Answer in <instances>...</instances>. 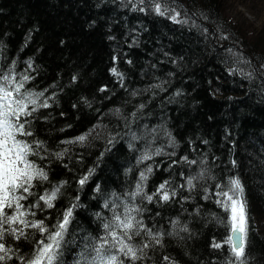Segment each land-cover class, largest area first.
Instances as JSON below:
<instances>
[{
  "label": "trees",
  "instance_id": "obj_1",
  "mask_svg": "<svg viewBox=\"0 0 264 264\" xmlns=\"http://www.w3.org/2000/svg\"><path fill=\"white\" fill-rule=\"evenodd\" d=\"M159 2L186 22L158 15L153 0H0V73L27 75L22 92H43L39 102L49 105L22 118L32 135L18 139L43 142L29 160L48 174L33 181L34 195L22 203L35 204L64 182L55 207L40 201L28 219L51 228L79 205L61 264H77L85 239L102 237L103 224L126 207L138 208L136 219L162 235L157 244L144 230L133 234L134 247H149L136 261L121 254L124 264H228V246L212 247L230 234L216 193L238 177L248 215L246 264H264V26L234 23L227 0ZM84 134L83 143H65ZM202 171L189 189L188 179ZM165 181L167 201L157 193ZM138 183L143 192L133 200ZM26 232L27 239L4 238L25 258L42 238Z\"/></svg>",
  "mask_w": 264,
  "mask_h": 264
},
{
  "label": "snow or ice",
  "instance_id": "obj_2",
  "mask_svg": "<svg viewBox=\"0 0 264 264\" xmlns=\"http://www.w3.org/2000/svg\"><path fill=\"white\" fill-rule=\"evenodd\" d=\"M139 2L142 4L143 0H139ZM153 3L154 11L158 15H167L176 23L186 22L177 19L180 15L179 12L162 7L159 0H153ZM140 10L143 11V9ZM172 12L174 14L169 15ZM112 72L116 73V69L113 68ZM248 75L251 78V74ZM28 79L27 75H23L20 80H17L13 68H10L7 74L0 73V264L13 259L14 256L20 261V264H61L62 248L65 244V236L68 233V226L72 222L73 209L79 205L72 204L65 209L61 218L51 228L43 220L28 219L29 216L35 217V212L32 209L39 208L40 201H43L47 208L55 207L54 201L57 199L64 183L62 182L54 187L52 191H46L43 195H40L35 204L26 207L22 203L29 196L34 195L31 191L33 181L48 180L47 172L29 160L30 155L37 154L36 149L42 147L43 142L34 141V149L33 144L18 139L19 136L32 135L25 127L26 124H29V121L27 119L22 120V118L31 116L38 108L49 106L46 100L39 102V98L44 95L43 92H22L24 83ZM87 137L88 134H84L74 141H66L65 143H83L87 140ZM65 152L66 150L55 155L61 158ZM157 154L159 153L157 152ZM141 159H150V156L145 154ZM190 163H195V161ZM93 171L94 169L89 170L88 174L83 176L78 183L83 186ZM148 172H151V168L148 169ZM203 177L204 173L202 171L198 177L189 178L187 181L189 189L195 187L193 180L203 179ZM140 179L144 181L147 177L144 173H141ZM167 183L165 181L157 189V193H162L161 199L164 201L171 198L169 192L165 190ZM97 190L99 189L97 188ZM142 192V184L138 183L135 191L130 193V196L134 200ZM175 195L176 193L173 191L171 196ZM216 196L219 197L216 202L229 213L230 234L222 243L214 242L212 247L220 249L227 245L232 258L228 261V264H246L248 215L246 201L243 198V184L238 177H233L229 180L227 191L220 190L216 193ZM152 198V196H147L149 201ZM204 198L207 199L208 196L206 195ZM105 207H108L107 203ZM138 211V208L126 207L123 217L120 214H114L111 223L103 224L105 233L102 237L99 239L86 238L77 264H124L121 254L131 261L141 259L143 250L149 245L144 244L141 248H136L130 243L132 235H139L140 230L146 231L155 243H161L160 235L162 234L154 235L151 229H147L142 221L137 220L135 215L132 214ZM30 228L36 229L42 238L36 241L32 254L25 258L6 246L4 238L6 235H10L16 240L27 239L26 229ZM163 259L169 261L167 256Z\"/></svg>",
  "mask_w": 264,
  "mask_h": 264
},
{
  "label": "rangeland",
  "instance_id": "obj_3",
  "mask_svg": "<svg viewBox=\"0 0 264 264\" xmlns=\"http://www.w3.org/2000/svg\"><path fill=\"white\" fill-rule=\"evenodd\" d=\"M226 12L234 23L249 30L264 26V0H227Z\"/></svg>",
  "mask_w": 264,
  "mask_h": 264
}]
</instances>
